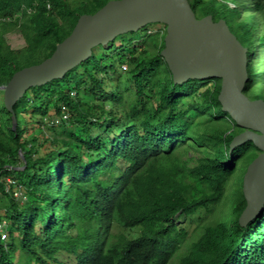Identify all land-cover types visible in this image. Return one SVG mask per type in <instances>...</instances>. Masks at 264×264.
I'll list each match as a JSON object with an SVG mask.
<instances>
[{"label": "trees", "instance_id": "1", "mask_svg": "<svg viewBox=\"0 0 264 264\" xmlns=\"http://www.w3.org/2000/svg\"><path fill=\"white\" fill-rule=\"evenodd\" d=\"M110 1L0 0V87ZM189 3L247 49L245 94L264 100V0ZM14 29L20 51L4 38ZM164 31L155 23L121 35L63 79L28 89L15 131L10 114L0 117V264H264V208L242 227L241 193L231 219L205 221L237 166L260 152L252 143L230 151L244 130L222 111L221 79L173 83ZM26 51L32 62L19 60ZM115 61L132 94L121 92Z\"/></svg>", "mask_w": 264, "mask_h": 264}, {"label": "water", "instance_id": "2", "mask_svg": "<svg viewBox=\"0 0 264 264\" xmlns=\"http://www.w3.org/2000/svg\"><path fill=\"white\" fill-rule=\"evenodd\" d=\"M155 23L165 25L160 55L173 83L221 79L218 99L222 111L244 130L234 138L230 151L252 143L260 152L247 167L242 181L246 207L239 223L247 227L264 208V100H251L245 94L249 81L247 49L225 21L215 23L211 16L198 19L189 0H114L95 14L82 15L51 57L15 72L0 87L12 130L17 127L14 106L28 89L63 79L68 71L86 61L94 48L107 46L121 35L137 33Z\"/></svg>", "mask_w": 264, "mask_h": 264}, {"label": "rangeland", "instance_id": "3", "mask_svg": "<svg viewBox=\"0 0 264 264\" xmlns=\"http://www.w3.org/2000/svg\"><path fill=\"white\" fill-rule=\"evenodd\" d=\"M252 16H254V14H252L251 17ZM154 28L155 29L152 31V33L156 34L159 30H158V27H154ZM160 34L163 35V29L160 30ZM4 38L7 42V44L10 46V48L14 51H20V50L25 48V41H24L23 37L15 29L6 32L4 35ZM115 45H118V44H115ZM33 57H34V55L29 54V51H26L25 53H22L19 56V60L21 59L23 62H28V61L32 62ZM259 60H260L259 67L263 68V70H264V54L261 57H259ZM114 64H115L116 69H118L116 75L117 74L121 75L120 76L121 81L119 83V87H120L121 92L126 91V92L132 94L130 89H128L129 84L127 83L126 77L124 75L126 65L123 64V67H121L122 65L120 63L118 64V61H115ZM3 103H4V91L0 90V117H4V116L9 117L8 113L6 112V110L3 107ZM130 103H131V98L126 97L124 95V100H123L124 108H126V106H129ZM37 120L44 121V124H49L48 121H46L47 120L46 117H40V119L39 118L35 119V122ZM47 133L49 135H51V132L47 131ZM248 166L245 167L244 165H242V163H240L237 166L235 173L230 178V180L227 181L226 190H225L226 197H224L219 204H217L211 208V210L209 212L210 214L208 215V218L205 220L206 222H209L210 220H217L218 218H224L226 220L231 219L232 210L240 200V196L242 193V190L240 189V184L242 185L241 182L243 181V178H244V175L246 173ZM7 181L9 182L10 185L14 184V182L11 179H8ZM16 188H17V191H16L15 197H18V196H20V191H19V188L17 186H16ZM232 193H233V195H232ZM231 198H232V200H231ZM194 225H192L190 232H192L193 229L195 228ZM4 236H5V234H2V237H4ZM191 240L192 239H190L189 241H191ZM184 249H185V246L182 247V251Z\"/></svg>", "mask_w": 264, "mask_h": 264}, {"label": "built area", "instance_id": "4", "mask_svg": "<svg viewBox=\"0 0 264 264\" xmlns=\"http://www.w3.org/2000/svg\"><path fill=\"white\" fill-rule=\"evenodd\" d=\"M63 119H67V117H66V116H64V117H63Z\"/></svg>", "mask_w": 264, "mask_h": 264}]
</instances>
